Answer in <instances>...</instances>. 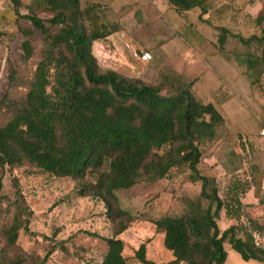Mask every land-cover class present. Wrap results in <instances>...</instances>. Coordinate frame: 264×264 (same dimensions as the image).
<instances>
[{"label":"trees","instance_id":"trees-1","mask_svg":"<svg viewBox=\"0 0 264 264\" xmlns=\"http://www.w3.org/2000/svg\"><path fill=\"white\" fill-rule=\"evenodd\" d=\"M164 1L181 14L196 6L198 18L204 20V0ZM11 2L14 20L23 18L30 23L19 25L22 58L33 54V32L39 33L40 48L22 100L13 103L12 112L0 123V169L27 163L50 175L80 179L77 194L100 199L113 225L110 235L90 232L105 243L97 264H128L117 234L134 217L118 205L114 190L140 179L163 177L171 167L182 164L188 169V179L199 181L198 193L184 200L183 212L149 219L162 234V244L171 257L148 259L145 244L140 242L134 249L137 261L223 264L224 243H228L241 258L264 264V238L255 244L251 237L253 229L261 228L244 215L248 203L239 199L248 183L236 179L220 196L214 176L199 170L201 145L215 138L224 118L211 101L195 94L194 78L169 66L159 69L152 82L112 68L100 70L92 42L112 29L93 24L89 18L98 6L95 2L81 6L79 0H29L24 13L18 8L19 0ZM38 7L49 15L39 16ZM223 30L217 33L219 46L225 39ZM238 38L241 42L263 41L264 25L259 35ZM242 63L249 82L254 83L264 67V49L257 55L248 53ZM4 99L5 92L0 104ZM13 183L16 210L2 231L7 244L15 242L19 228H27L21 210L30 212ZM221 209L224 216L235 220L223 228L217 224ZM4 252L0 249V264L24 261L22 254L12 259Z\"/></svg>","mask_w":264,"mask_h":264},{"label":"rangeland","instance_id":"rangeland-1","mask_svg":"<svg viewBox=\"0 0 264 264\" xmlns=\"http://www.w3.org/2000/svg\"><path fill=\"white\" fill-rule=\"evenodd\" d=\"M28 2L29 0L20 2L21 12L28 11ZM88 3L90 2L81 0V6ZM95 3L98 6L89 14V18L93 24L102 23L106 29H112L104 37L94 40L101 45L93 48L92 44L100 70L112 66H128L130 48L121 42L120 31L128 37L136 32V36L148 35L155 40L160 39V42L168 37V41H182L176 32L182 37L184 29L177 27V21L185 19L186 15L175 11L168 4H165L164 9L120 12L110 0H96ZM204 5L206 12L203 13L204 20L198 18L202 21L199 22L198 30L204 33L205 30L211 32L212 29L217 37L218 31L224 29L225 39L222 45L219 46L216 40L215 46L236 55L238 72L244 74L250 88L258 93L259 98L264 99V67H260L256 81L250 83L242 63V57L248 53L257 55L264 49V40L255 38L241 42L238 38L260 34V27L264 25V0H204ZM195 9L198 10V7ZM36 12L42 17L49 15V12L41 7H38ZM19 25L30 26V23L23 18H13L4 19L0 24V97L6 93V99L0 104V123L12 112L13 103L22 100L39 55L40 36L38 32H33V54L29 58H22L19 47L22 34ZM164 45L165 43L163 49ZM151 60L153 57L148 62ZM161 61L163 64L155 67L154 74L147 79L116 71L152 82L162 67H179V62L168 60L167 55H164ZM249 92L250 89L243 90L242 95L252 103ZM261 106L264 107V101ZM262 113L264 115V110ZM260 120L255 117L254 109H251L249 118L242 123L245 130L234 132L227 123L219 124L215 138L201 145L202 156L198 167L200 172L214 176L220 196H223L230 183L236 179L241 183H248L247 187H254L253 194L258 193V203L248 204L243 213L246 217L254 219L264 233V137L258 134L264 120ZM103 167H107L106 160ZM0 178V249L5 251L8 257L13 259L17 254L24 255L21 264H97L105 243L90 232L110 235L113 225L110 218L104 214L100 199L77 194L80 179L50 175L27 163L11 168L4 166L0 169ZM13 181H16V187L22 193L30 212L26 214L21 210V217L27 218V228H19L15 242L7 244L2 231L16 210ZM198 191L199 181L189 180L188 169L182 164L171 167L163 177L153 180L140 179L129 187L114 190L118 205L128 209L134 217L125 229L117 234L122 239V254L128 264H140L134 257V249L140 242L145 244L144 254L148 259L163 261L171 257L170 251L162 244V234L154 229L149 219L166 213L183 212L186 208L184 200L196 196ZM219 213L217 224L220 228L235 221L225 218L222 209ZM224 247L227 254L223 264H258L253 259L241 258L228 243H224Z\"/></svg>","mask_w":264,"mask_h":264},{"label":"crops","instance_id":"crops-1","mask_svg":"<svg viewBox=\"0 0 264 264\" xmlns=\"http://www.w3.org/2000/svg\"><path fill=\"white\" fill-rule=\"evenodd\" d=\"M19 1L23 3L28 0ZM92 1L96 2V0H85V2L90 3ZM110 1L120 12H134L139 9H164L165 4L167 5L164 0ZM79 2L81 4V0ZM18 8L20 10V7ZM195 8L194 6L185 10L183 14L186 15V18L181 17V21H177V27L184 29V36L182 37L181 34L176 32L177 37L182 41L175 39L168 41V37L160 42V39L155 40L148 35L143 37L136 36V32L131 37H128L127 34L120 31L121 42L126 44L130 48V51L134 48H145L150 51L153 60L144 63L141 59H135L130 54V59L127 60L128 66L121 65L110 68L128 74L139 75L141 78L147 79L150 76L152 77L156 69L155 67L163 64L161 61L162 57L167 55L168 60L179 62L178 68L175 65H171L172 68L189 78H194L193 90L195 94L203 100L211 101L222 114L224 122L231 126L234 132L245 130L242 123L249 118L251 109H254L255 117L263 121L264 115L262 110H264V107L261 106V103L264 99L262 97L259 98L258 93L253 91L252 87L250 88L244 74L238 72L236 55L228 51H223L215 46L216 36L213 30L211 29V32L205 30L204 33L198 30L199 22L202 21L198 19L199 9L197 10ZM14 17L15 13L11 0H0V24L3 23L4 19L13 20ZM202 17L204 16L202 15ZM163 43H165L164 49L162 48ZM92 44L93 48L94 46L101 45L96 41H93ZM139 45H143L144 47H139ZM246 89H250L249 93L251 94L252 103H249L242 95L243 90L245 91ZM253 191L254 187L252 186L245 188L239 196L240 201L248 204H257L259 199L257 197L258 193L255 192L253 194ZM259 192H262V190H259ZM225 218L233 219L226 216Z\"/></svg>","mask_w":264,"mask_h":264},{"label":"built area","instance_id":"built-area-1","mask_svg":"<svg viewBox=\"0 0 264 264\" xmlns=\"http://www.w3.org/2000/svg\"><path fill=\"white\" fill-rule=\"evenodd\" d=\"M130 54L135 59H141L144 63L148 62L151 58V53L145 48H134L130 51ZM258 134L264 137V123L259 127ZM251 237L255 244L262 242L264 233L260 229H253L251 231Z\"/></svg>","mask_w":264,"mask_h":264}]
</instances>
